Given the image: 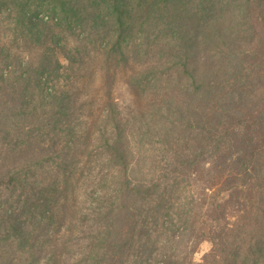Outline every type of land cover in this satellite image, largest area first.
I'll return each mask as SVG.
<instances>
[{
  "label": "trees",
  "instance_id": "obj_1",
  "mask_svg": "<svg viewBox=\"0 0 264 264\" xmlns=\"http://www.w3.org/2000/svg\"><path fill=\"white\" fill-rule=\"evenodd\" d=\"M41 12L144 105L108 95L88 118L53 47L14 55L42 45ZM256 16L264 0H0V264H193L199 236L203 264H264Z\"/></svg>",
  "mask_w": 264,
  "mask_h": 264
},
{
  "label": "rangeland",
  "instance_id": "obj_2",
  "mask_svg": "<svg viewBox=\"0 0 264 264\" xmlns=\"http://www.w3.org/2000/svg\"><path fill=\"white\" fill-rule=\"evenodd\" d=\"M42 17L45 21L42 29V31L45 30L42 45L37 46L24 39L14 40L11 44L13 53L25 62L36 64L46 49L53 47L55 55L66 66L64 70L67 72L66 84L73 93L76 104L80 108H84L81 110L84 116L91 118L97 113L104 105L105 97L108 95H111L117 102L124 115L144 105L128 86L127 78L130 72L126 71L125 75L124 71L120 72L116 77L117 80H114L111 77L112 71L105 66L101 52L85 32H80L77 29L73 32L72 29L66 27H56L53 17L47 16L43 12L40 13V18ZM255 25L258 35L264 41V19L261 16H256ZM54 34L59 38V41L54 38ZM89 108L93 110L92 113H87ZM207 178L206 171L203 169L196 176L200 194L203 193L202 189L207 184ZM213 217L214 213L212 212L208 216V220L211 221ZM193 247L195 249L192 256L193 264H203L211 250L210 240L199 236L195 239Z\"/></svg>",
  "mask_w": 264,
  "mask_h": 264
}]
</instances>
